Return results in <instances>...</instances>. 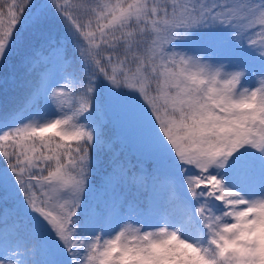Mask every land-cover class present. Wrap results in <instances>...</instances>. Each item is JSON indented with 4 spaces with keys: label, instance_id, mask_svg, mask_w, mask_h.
<instances>
[{
    "label": "snow or ice",
    "instance_id": "snow-or-ice-1",
    "mask_svg": "<svg viewBox=\"0 0 264 264\" xmlns=\"http://www.w3.org/2000/svg\"><path fill=\"white\" fill-rule=\"evenodd\" d=\"M0 264H264V0H0Z\"/></svg>",
    "mask_w": 264,
    "mask_h": 264
}]
</instances>
